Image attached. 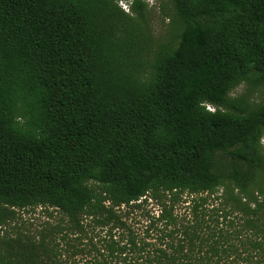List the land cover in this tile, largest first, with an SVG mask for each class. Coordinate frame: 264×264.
<instances>
[{
    "label": "trees",
    "instance_id": "1",
    "mask_svg": "<svg viewBox=\"0 0 264 264\" xmlns=\"http://www.w3.org/2000/svg\"><path fill=\"white\" fill-rule=\"evenodd\" d=\"M157 7L0 0V264H264V0Z\"/></svg>",
    "mask_w": 264,
    "mask_h": 264
},
{
    "label": "rangeland",
    "instance_id": "2",
    "mask_svg": "<svg viewBox=\"0 0 264 264\" xmlns=\"http://www.w3.org/2000/svg\"><path fill=\"white\" fill-rule=\"evenodd\" d=\"M148 3L147 21L149 25V32L154 42V46L162 42L165 39L167 20L163 19L158 11L157 0H144ZM119 6L123 11H128V5L125 1H120ZM247 86L242 84L234 89L231 93V97H237L246 91ZM250 99L255 103L264 104V85L254 88L250 92ZM44 213L40 208L35 210L19 212L18 220L16 222L17 227L20 229H31L39 227L43 221ZM5 229L9 230L8 227Z\"/></svg>",
    "mask_w": 264,
    "mask_h": 264
}]
</instances>
